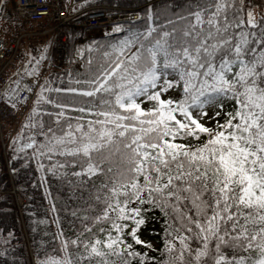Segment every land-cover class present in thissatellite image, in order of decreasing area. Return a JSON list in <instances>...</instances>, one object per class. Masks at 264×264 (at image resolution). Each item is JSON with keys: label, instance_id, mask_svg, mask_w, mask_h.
Here are the masks:
<instances>
[{"label": "snow or ice", "instance_id": "snow-or-ice-1", "mask_svg": "<svg viewBox=\"0 0 264 264\" xmlns=\"http://www.w3.org/2000/svg\"><path fill=\"white\" fill-rule=\"evenodd\" d=\"M162 7L113 21L76 78L43 76L44 42L0 80V107L21 117L9 173L35 163L79 194L72 235L52 202L51 239L23 256L0 230V264H264V15L251 0ZM156 220L161 248L141 236Z\"/></svg>", "mask_w": 264, "mask_h": 264}, {"label": "built area", "instance_id": "built-area-1", "mask_svg": "<svg viewBox=\"0 0 264 264\" xmlns=\"http://www.w3.org/2000/svg\"><path fill=\"white\" fill-rule=\"evenodd\" d=\"M88 1L81 11L69 12L70 7H78L82 0H13L19 18L0 31V80L12 75L25 52L46 37L54 46L55 58L43 65V76H56L70 65L82 69L88 43L104 35L113 21H122L142 7L90 4ZM251 3L254 10L264 11V0H251ZM76 49H83L82 58L77 57ZM31 103L29 101V105ZM20 119L16 113L0 107V144L4 151L6 134L17 127ZM11 192L15 194L19 209L25 207L23 195L15 188Z\"/></svg>", "mask_w": 264, "mask_h": 264}, {"label": "trees", "instance_id": "trees-1", "mask_svg": "<svg viewBox=\"0 0 264 264\" xmlns=\"http://www.w3.org/2000/svg\"><path fill=\"white\" fill-rule=\"evenodd\" d=\"M151 2L163 10L162 6L168 0H151ZM91 3L144 6L146 0H91ZM260 15L264 14L257 13V16ZM18 18L19 16L15 9L12 15H7L6 17V19L12 21ZM106 39L107 37L103 35L92 41L104 42ZM89 56L90 53L87 49L83 70L78 69L75 65H70L56 76H63L67 80L68 74H71L73 78L84 74L88 68L87 61ZM91 56L95 61L96 53L94 51L91 53ZM5 156L6 151L4 152L0 144V230H4L5 234L6 231H14L19 238L20 244L23 246V256H28L33 248V239L36 242H39L41 239L50 240L51 234L57 229V224L54 222V213L50 207V204L54 202L60 216L61 226L67 235H72L73 231L79 227V221L76 222V228H70L69 220H71V215L65 211V208L78 205L79 200L77 196L79 194L74 195V189L70 190L66 183L55 180L51 176H49L47 183H41V173L37 171L35 163L27 168H21L20 165H17L20 171L16 176H12L8 168L5 167ZM12 188H15L17 192L23 195L26 200L25 207L19 209L15 194L11 192ZM46 189L51 192L50 196L46 193ZM84 195L86 196L87 192ZM41 220L44 222L36 223V221ZM162 228L163 224L159 220L151 221L147 227L142 229L141 236L143 239L153 242L156 248H161L163 246ZM33 229H36V231H33ZM45 233L48 235H45ZM151 254L157 255L155 252Z\"/></svg>", "mask_w": 264, "mask_h": 264}, {"label": "rangeland", "instance_id": "rangeland-1", "mask_svg": "<svg viewBox=\"0 0 264 264\" xmlns=\"http://www.w3.org/2000/svg\"><path fill=\"white\" fill-rule=\"evenodd\" d=\"M8 8H9V11L5 15L1 16V18H0V31L3 29H7L9 24L12 21V20L6 19V17H7V15H12L14 13L15 8L13 5V0H9ZM260 13H263V12H260ZM44 41H49V37L44 38ZM40 47H41L40 44L35 45V48H40ZM24 58H25V55H24L23 59L16 65V67L24 60ZM16 67L14 68L13 72L16 70ZM81 70H83V68Z\"/></svg>", "mask_w": 264, "mask_h": 264}]
</instances>
